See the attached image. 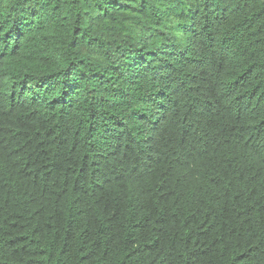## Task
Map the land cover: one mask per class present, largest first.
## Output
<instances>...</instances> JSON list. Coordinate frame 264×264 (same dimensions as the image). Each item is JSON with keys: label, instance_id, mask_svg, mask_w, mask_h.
Masks as SVG:
<instances>
[{"label": "trees", "instance_id": "obj_1", "mask_svg": "<svg viewBox=\"0 0 264 264\" xmlns=\"http://www.w3.org/2000/svg\"><path fill=\"white\" fill-rule=\"evenodd\" d=\"M0 264H264V0H0Z\"/></svg>", "mask_w": 264, "mask_h": 264}]
</instances>
